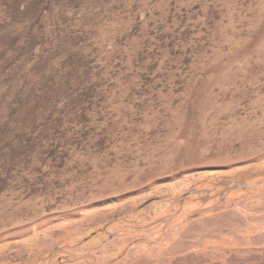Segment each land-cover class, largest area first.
I'll use <instances>...</instances> for the list:
<instances>
[{"label": "rangeland", "instance_id": "1", "mask_svg": "<svg viewBox=\"0 0 264 264\" xmlns=\"http://www.w3.org/2000/svg\"><path fill=\"white\" fill-rule=\"evenodd\" d=\"M0 264H264V0H0Z\"/></svg>", "mask_w": 264, "mask_h": 264}, {"label": "water", "instance_id": "2", "mask_svg": "<svg viewBox=\"0 0 264 264\" xmlns=\"http://www.w3.org/2000/svg\"><path fill=\"white\" fill-rule=\"evenodd\" d=\"M157 199H159V198L157 197V198H151V199H148L147 201H145V202L140 206V208L143 207V206H145V205H147V204L150 203L152 200H157Z\"/></svg>", "mask_w": 264, "mask_h": 264}]
</instances>
